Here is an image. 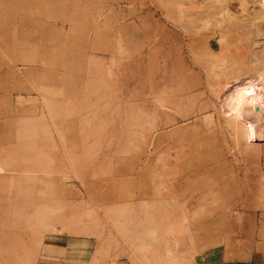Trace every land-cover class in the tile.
Instances as JSON below:
<instances>
[{
  "label": "rangeland",
  "instance_id": "1",
  "mask_svg": "<svg viewBox=\"0 0 264 264\" xmlns=\"http://www.w3.org/2000/svg\"><path fill=\"white\" fill-rule=\"evenodd\" d=\"M258 1L0 6V264L264 253V115L256 140L228 106L264 83Z\"/></svg>",
  "mask_w": 264,
  "mask_h": 264
},
{
  "label": "bare ground",
  "instance_id": "2",
  "mask_svg": "<svg viewBox=\"0 0 264 264\" xmlns=\"http://www.w3.org/2000/svg\"><path fill=\"white\" fill-rule=\"evenodd\" d=\"M14 1L15 0H8V1L0 0V6L2 4L5 5V3L7 2L9 3V2H14ZM247 15H249L248 17H250L249 21L251 24V28L254 29L255 34L263 36L264 34V0L258 1L257 4L249 5ZM20 18L21 16L16 13L8 14L2 9L0 10V19L7 20V22L9 23L13 22L17 24L18 23L17 19H20ZM1 33H4L5 40L0 39V44L3 46H6L7 44L9 45V43H11V39H14V37L10 36V33L8 35L6 27H3V30L0 32V34ZM8 36H10V38H8ZM24 36L25 35H20L18 37L24 38ZM209 48L212 50V47L210 44H209ZM0 66H3V65H0ZM263 79H264V76H262V80ZM228 101H229L228 106L230 108V112L232 111L233 114H235L244 125L249 127L250 131L254 135V138L257 140L258 137H260L261 133H260L259 128L255 126V122L258 121L260 115H261L260 116L261 118L263 117L262 115H264V83H261L260 85L259 83L256 82V80L251 79V78H247L242 82L236 83L234 85L232 94L230 95Z\"/></svg>",
  "mask_w": 264,
  "mask_h": 264
},
{
  "label": "crops",
  "instance_id": "3",
  "mask_svg": "<svg viewBox=\"0 0 264 264\" xmlns=\"http://www.w3.org/2000/svg\"><path fill=\"white\" fill-rule=\"evenodd\" d=\"M230 264H241V263H230ZM242 264H264V253L255 250L253 251V253L249 254V260H246V262Z\"/></svg>",
  "mask_w": 264,
  "mask_h": 264
}]
</instances>
